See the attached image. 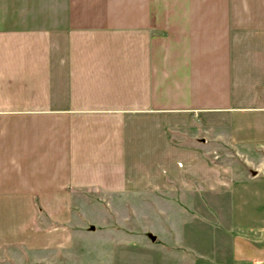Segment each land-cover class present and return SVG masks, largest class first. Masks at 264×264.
Wrapping results in <instances>:
<instances>
[{"label":"crops","instance_id":"crops-1","mask_svg":"<svg viewBox=\"0 0 264 264\" xmlns=\"http://www.w3.org/2000/svg\"><path fill=\"white\" fill-rule=\"evenodd\" d=\"M259 116L264 0H0V250L80 195L248 191L209 189L205 134L242 148Z\"/></svg>","mask_w":264,"mask_h":264},{"label":"rangeland","instance_id":"rangeland-1","mask_svg":"<svg viewBox=\"0 0 264 264\" xmlns=\"http://www.w3.org/2000/svg\"><path fill=\"white\" fill-rule=\"evenodd\" d=\"M251 121V135H243L251 142L242 148L236 141L232 148L230 135L216 146L214 134H205L209 189L227 174L224 166L234 180L256 179L248 191H208L200 206L182 195H80L68 223L48 219V235L30 249L1 247L0 264H264V117Z\"/></svg>","mask_w":264,"mask_h":264},{"label":"water","instance_id":"water-1","mask_svg":"<svg viewBox=\"0 0 264 264\" xmlns=\"http://www.w3.org/2000/svg\"><path fill=\"white\" fill-rule=\"evenodd\" d=\"M89 229H90L91 231H94V229H95V228H94L93 226H90V228H89ZM152 240L154 241V240H155V238H153V237H152Z\"/></svg>","mask_w":264,"mask_h":264}]
</instances>
